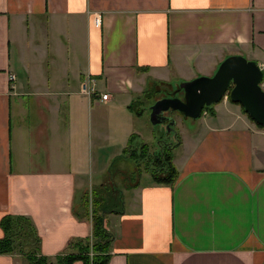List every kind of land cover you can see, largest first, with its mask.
Masks as SVG:
<instances>
[{
  "label": "crops",
  "instance_id": "obj_1",
  "mask_svg": "<svg viewBox=\"0 0 264 264\" xmlns=\"http://www.w3.org/2000/svg\"><path fill=\"white\" fill-rule=\"evenodd\" d=\"M237 55L264 71V0H0V221L31 219L54 261L92 235L74 213L86 199L113 234L108 264H264V127L241 105L172 117L173 185L123 156L160 82L211 77ZM90 79L97 96L82 93Z\"/></svg>",
  "mask_w": 264,
  "mask_h": 264
},
{
  "label": "trees",
  "instance_id": "obj_2",
  "mask_svg": "<svg viewBox=\"0 0 264 264\" xmlns=\"http://www.w3.org/2000/svg\"><path fill=\"white\" fill-rule=\"evenodd\" d=\"M159 86L170 88V91L166 92L168 96L173 95L175 87L171 82H160ZM212 107L205 108L204 111H212ZM258 126L264 127L260 124ZM176 137V144L165 143L156 147L158 149L154 151H151L146 143H142L139 147L134 143L127 148L123 156L132 159L139 171L144 168L149 172L154 181L173 185L178 178V172L173 164V150L180 141L178 135ZM84 203L86 209L78 213L79 209L75 208L74 213L79 219L91 217L92 235L72 239L67 247L70 253L57 256L54 261L42 256L40 254L41 238L31 219L26 216L6 215L0 221V227L4 232V238L0 239V255L15 253L25 255L27 264H74L78 261L84 264H108L113 234L107 229L105 212L93 210L90 216L86 199Z\"/></svg>",
  "mask_w": 264,
  "mask_h": 264
},
{
  "label": "water",
  "instance_id": "obj_3",
  "mask_svg": "<svg viewBox=\"0 0 264 264\" xmlns=\"http://www.w3.org/2000/svg\"><path fill=\"white\" fill-rule=\"evenodd\" d=\"M264 71L255 61L237 55L225 59L216 73L183 82L178 95L183 90V99L163 98L152 106L155 124L169 121L168 128L175 126V120L166 113H179L188 119L197 120L205 108H209L224 98L240 104L245 112L257 123L264 126Z\"/></svg>",
  "mask_w": 264,
  "mask_h": 264
},
{
  "label": "rangeland",
  "instance_id": "obj_4",
  "mask_svg": "<svg viewBox=\"0 0 264 264\" xmlns=\"http://www.w3.org/2000/svg\"><path fill=\"white\" fill-rule=\"evenodd\" d=\"M17 71L20 73L21 76L25 75L24 70L20 66H18V64H17ZM180 84H182V83H179V85L175 86L174 93L172 96H169V98H175L176 96H178V92H179L178 89L180 87ZM166 91H170V88H168V87L162 88V96H161L162 98H164L167 95V93H165ZM157 99H159V97ZM154 103L155 102H152L150 105L152 106V104H154ZM169 114L171 115V118H172L176 113L169 112ZM144 120H146V122L148 124L147 125L148 129L145 133L146 138L144 137V139H143L144 141L143 140H137L135 142V145L137 147H139L142 143H147L150 146H155V147H160V146L164 145L165 143H169L171 145L176 144V142H177L176 136L178 134V127L176 125L172 129H169L168 128V125L170 124L169 121L162 123V124L161 123L155 124L153 121L152 113H149L148 109H146V111H145ZM187 122H189V121H187ZM159 141L161 143H159ZM117 164H119V163L111 164V172H112V174H114L116 176H117V174H116ZM126 168H127L126 180H128V182L130 181L132 183L135 181L133 171L131 170L130 165H128ZM106 189L108 191L107 194L109 195V199L107 200V203H106L104 209H107V208L112 209V207L117 202V196L113 192L114 190L110 185L106 186ZM118 197H120V196L118 195Z\"/></svg>",
  "mask_w": 264,
  "mask_h": 264
},
{
  "label": "built area",
  "instance_id": "obj_5",
  "mask_svg": "<svg viewBox=\"0 0 264 264\" xmlns=\"http://www.w3.org/2000/svg\"><path fill=\"white\" fill-rule=\"evenodd\" d=\"M97 21L99 22L98 19ZM11 80H14V77H11ZM82 93L87 94L89 96H97V90L93 85V80L90 79L82 83ZM100 98L102 101H107L109 99V95L103 94L100 95Z\"/></svg>",
  "mask_w": 264,
  "mask_h": 264
},
{
  "label": "flooded vegetation",
  "instance_id": "obj_6",
  "mask_svg": "<svg viewBox=\"0 0 264 264\" xmlns=\"http://www.w3.org/2000/svg\"><path fill=\"white\" fill-rule=\"evenodd\" d=\"M179 98L183 99L184 95H183V91H181V93L178 95ZM167 98V97H165Z\"/></svg>",
  "mask_w": 264,
  "mask_h": 264
},
{
  "label": "bare ground",
  "instance_id": "obj_7",
  "mask_svg": "<svg viewBox=\"0 0 264 264\" xmlns=\"http://www.w3.org/2000/svg\"><path fill=\"white\" fill-rule=\"evenodd\" d=\"M183 91V90H182Z\"/></svg>",
  "mask_w": 264,
  "mask_h": 264
}]
</instances>
